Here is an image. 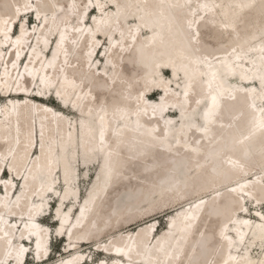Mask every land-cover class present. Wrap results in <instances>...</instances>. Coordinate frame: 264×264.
Wrapping results in <instances>:
<instances>
[{"label":"bare ground","instance_id":"bare-ground-1","mask_svg":"<svg viewBox=\"0 0 264 264\" xmlns=\"http://www.w3.org/2000/svg\"><path fill=\"white\" fill-rule=\"evenodd\" d=\"M0 90V264H264V0H0Z\"/></svg>","mask_w":264,"mask_h":264},{"label":"rangeland","instance_id":"rangeland-1","mask_svg":"<svg viewBox=\"0 0 264 264\" xmlns=\"http://www.w3.org/2000/svg\"><path fill=\"white\" fill-rule=\"evenodd\" d=\"M95 7V6H94ZM25 17H27V16H25ZM29 17H31V15H29ZM29 17H27V19H24V20H22V22H23V24H25L26 25V23L25 22H27V20H28V22H29V20H30V22H31V24H32V26L31 27H29L28 29H31L32 30V28H33V25H35V19L34 18H29ZM86 22H87V19L85 20ZM84 21V22H85ZM21 22V23H22ZM30 24V23H29ZM37 25V24H36ZM29 25L27 24V27H28ZM11 28V27H10ZM19 28H20V24H19ZM27 29V28H26ZM17 30V29H16ZM16 33H17V31H16ZM36 32H33L32 33V36L35 34ZM17 35H19V33L17 34ZM31 43V42H30ZM107 43V42H106ZM48 48H50V44L48 45ZM27 52V50L26 51H24L23 52V54L22 55H24V53H26ZM44 55H46V52L44 53ZM48 57H50V56H48ZM101 59L102 60V58L104 59L105 57L104 56H102L101 55V52L98 54V58L96 59L97 61H98V59ZM92 59H94V55L92 56ZM26 62V61H25ZM19 63V62H18ZM101 63V62H100ZM24 64V63H23ZM99 66V65H98ZM161 75L164 77V78H167L169 75H168V73L167 72H162L161 73ZM32 87H35V90H34V92L33 93H35L36 94V92H38V86H32ZM1 91V90H0ZM54 91V89L53 88H51V90L50 91H47L46 93H43L41 96H45L46 95V101L48 102V104H49V106L52 108V109H54V110H59V106L56 104V102L58 101V102H60V98H58V99H56L55 100V97L57 98L58 97V95L55 93V92H53ZM150 94H153V96L151 97L152 98V101H155L156 99H159L158 97H159V95H158V93H153V92H151ZM150 94L148 95V96H150ZM54 95V96H53ZM39 98V97H38ZM45 99V98H44ZM56 102H55V101ZM0 102H3V100H0ZM70 117H74V115L73 114H70L69 115ZM171 116H174V115H172L171 114ZM36 126H37V123H36ZM33 127H34V125H33ZM36 129L38 130V126L36 127ZM36 132H35V130H34V134H35ZM37 136H38V140H39V135H38V133H37ZM6 169V173H5V175H4V180H9V178H10V175L8 174V168L6 167L5 168V166L3 167V169L2 170H5ZM2 172V171H1ZM80 172H81V170H80ZM94 174H95V170L94 169H91L90 171H89V173H88V175H89V177L90 178H92V177H94ZM1 175V174H0ZM14 176V175H13ZM57 179H58V176H57ZM14 185V190L16 189V187L18 188V189H20L21 188V184L19 183V181L17 180V181H14V183H13ZM88 186H89V181H85V182H83L82 181V179L80 178V182H79V188H78V192H79V194H78V198L79 197H81V198H83L84 196H86L87 195V189H88ZM55 187L56 188H58L57 190L58 191H60L61 190V186H60V182L58 181V183L55 185ZM1 188H2V186H0V193L1 192H4V190L2 191L1 190ZM13 193V192H12ZM114 198V196H112L111 197V199H113ZM187 198H188V196H187ZM186 197L185 198H183L181 201H184L185 199H187ZM49 199H50V204H51V207L53 208L54 207V205H55V202H56V200L58 199V196H56L55 194L52 196V197H49ZM71 199H73V197H71ZM71 199H68V200H71ZM178 201V200H177ZM54 202V203H53ZM173 201H170V202H168V204H166L165 206H163V204H156V205H152L151 206V204L150 203H148L147 205H145L144 207H139L137 210H135V211H133V212H131V213H129V214H127L126 216H123L122 218H119V220L115 223V226L117 225V227H116V230H118V229H121L122 231H127V230H135V229H137L139 226H141V225H143V224H145V223H147V222H149V221H152V220H154V219H156L157 221H158V233H161L162 232V230L164 229V227L166 226V217L170 214V210H171V208H169L170 207V205H172L173 203H172ZM261 212L262 213H264V204H261ZM253 209H254V207H251V204L250 203H248L247 204V210H249L250 211V213H252L253 212ZM143 210V211H142ZM141 211H142V213H141ZM146 211V212H145ZM141 213V214H140ZM42 224H44L45 226H48L50 229H51V231L54 229V227H55V225H54V223L52 222V219L50 218V217H48V215L47 216H45V218H43V219H41V220H39ZM135 225H137V227L136 228H131V227H133V226H135ZM103 241V240H102ZM63 242L61 241V240H59V239H56L55 238V234H53L52 235V242H51V250H52V256H51V261L48 263V264H51L53 261H55V260H57V254H58V252H60L61 250H62V247H63ZM91 249H93V246L92 245H88V246H85L82 250H84V252H89V251H91ZM258 252L259 251H257V250H254V252L252 253V256H257L258 255ZM34 254V253H33ZM26 256H27V254H25L24 256H23V259H22V264H23V262L26 260ZM67 256H69L68 254H65V255H63V257H67ZM102 259V258H104V256H102V255H100V254H98L97 252H95L94 250H92V262H95V261H97V260H99V259ZM30 259H32V256H28V262H27V264H33L31 261H30ZM86 264H91L90 263V258H89V261L86 263Z\"/></svg>","mask_w":264,"mask_h":264}]
</instances>
